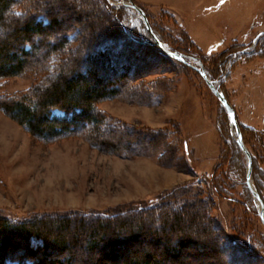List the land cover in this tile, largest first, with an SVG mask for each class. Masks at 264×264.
I'll return each instance as SVG.
<instances>
[{
    "label": "rangeland",
    "instance_id": "rangeland-1",
    "mask_svg": "<svg viewBox=\"0 0 264 264\" xmlns=\"http://www.w3.org/2000/svg\"><path fill=\"white\" fill-rule=\"evenodd\" d=\"M130 1L144 12L152 32L158 40L156 33L162 37L161 43L169 50L199 60L207 77L233 108L252 161L250 184L264 209V0ZM38 2L51 5V17L64 19L62 27L84 28L94 39L121 35L148 42L145 46L132 44L122 57L136 71L134 85L141 84L140 91L148 97L131 100L121 93L128 84L117 81V73L114 75L106 67L105 59L102 66L98 62L89 65L91 74L120 91L117 99L96 104L97 110L137 132L123 137L106 135L105 141L117 144L114 153L94 149L84 135L41 141L0 109V218L19 222L54 214H112L158 205L176 199L182 192L189 197L200 192L210 204L209 227L205 216L201 219L200 210L193 207L199 214L194 222L190 218L193 210H173L181 224L172 234L162 233L167 229L162 224L166 216L163 212H159L162 220L142 217L129 222L122 233L139 231L153 241L150 249L157 264H227L223 253L215 245L210 246L211 239L248 247L262 256L252 262L264 264V224L258 216V202L245 183L246 156L236 143L235 126L200 75L177 60L157 54L140 16L128 7L129 0ZM110 10L119 16L123 31L117 22L114 26L108 24ZM7 31L14 33L12 29ZM187 62L199 65L193 59ZM40 78L28 71L0 80V100L27 92L36 87ZM54 114L61 115L58 111ZM155 132L163 134L161 144L154 141L158 139L152 136ZM146 139L151 140L138 147L153 149L145 154L127 156L120 152L126 141L140 143ZM168 218L167 222L172 223ZM51 229L53 238H62L68 244L66 250L49 248L50 261L71 258V264H87L99 256L100 263L109 264L108 243L101 247L99 241L98 250L86 253L91 229L80 232L75 220L56 232L51 223ZM207 230L209 234L202 233ZM181 239L189 244L177 259L162 255L164 246L176 250ZM143 241L132 246L146 251L148 244ZM14 242L9 255H23L25 241L16 237ZM42 257L43 250L37 251L34 259Z\"/></svg>",
    "mask_w": 264,
    "mask_h": 264
},
{
    "label": "trees",
    "instance_id": "trees-1",
    "mask_svg": "<svg viewBox=\"0 0 264 264\" xmlns=\"http://www.w3.org/2000/svg\"><path fill=\"white\" fill-rule=\"evenodd\" d=\"M45 5V3H39L38 0H0V80L28 71L34 73L35 76H41L36 87L27 92L6 99L2 97L0 109L41 141L84 135L94 149L114 153L118 149L117 144L105 141L106 135L117 134L119 137H123L126 134L137 132L97 110L96 104L117 99L120 91L112 85L109 88V83L105 84L96 78L95 74H91L89 65L98 62L102 66L101 63L105 59L108 61L106 67L114 75L117 73V81L125 80L128 84L121 93L127 94L131 100H144V96H148L140 91L141 84L134 85L136 71H132L131 65L123 62L122 57H125L126 49L132 44L145 46L148 42H139L130 36L126 38L121 35L96 37L97 39H94L93 35L89 37V33L84 32V28H71V25L67 27L65 25L66 28L62 27L64 19L58 20L51 17L53 8L51 5ZM112 13L113 11L110 10L108 24L114 26V23L117 22L123 31L119 16L117 17V14ZM18 21L21 23L20 27ZM9 29H12L14 33L5 32ZM103 30L108 31V29ZM110 30L112 29L109 28ZM114 31L119 32V30ZM102 35L105 34L102 33ZM144 35L146 38L148 37L145 30ZM156 35L159 41L164 43L162 37L158 33ZM98 40L101 41L97 42ZM14 43L16 45L12 48H15V52L11 48ZM109 44L110 48L108 47ZM156 48L157 54L174 61V59L165 56L158 47ZM114 49L119 50L115 51ZM180 52L184 53V51ZM49 66L51 67V74L49 73ZM80 70L82 74L78 75ZM91 81L94 82L93 85H91ZM152 96L154 95H150V97ZM7 102L10 104L7 105ZM54 111L60 112L61 115L56 116ZM144 133L148 135L147 132L144 131ZM155 133L152 136L158 137V139L154 141L161 144L162 138L160 136L163 134L161 132ZM150 140H140V143L125 140L127 143L120 152L127 156L133 153L143 155L146 150L153 148L150 146L151 148L145 149L138 146ZM184 193L182 192L176 199L171 198L158 205L132 209L127 212L93 213L94 215L86 217L76 213L54 214L37 216L19 222L18 220L0 218V264H71V258L66 261H50L47 250L51 247H57L59 250L65 247L66 250L68 244L62 238L59 240L53 238L52 233L54 232L51 231V223L55 224L54 231L56 232L66 229L70 221L74 220L77 221V229L80 232L91 229L85 245L86 253L91 254V252L98 250L99 241L102 243L106 240L105 243H100V246L106 247L108 243L107 247H110L109 256H107L109 264H119L118 262L123 260H127V264H157V260L150 249L151 247L153 249V241L144 238L145 235L139 231L129 234L122 232H124L125 226L129 225V222L139 220L142 217L156 218V221L162 220L163 218H159L161 217L159 212H163L166 216L162 224L167 229L163 230L162 233L165 235L172 234L173 230L177 229L176 226L181 224V218L177 214L173 215V210L180 212L189 208V211H192L193 207L200 210L201 219L205 216V224L209 227L211 221L209 202L203 200L200 192L191 197L187 196V192ZM195 210L190 212L192 222L198 220L199 217ZM168 217L172 218V223L167 222ZM202 233L209 234V231ZM153 234L155 235L156 232ZM16 237L25 241V249L23 255L12 257L9 255V248L15 243ZM140 241L148 244V250L140 251L132 246ZM154 241L158 242L157 238ZM210 241L211 247L215 245L217 251L223 253L227 264H243L241 261H245V264H254L252 261H256L257 258L262 259V256L256 255L252 249L240 247L235 242H227V240L224 242L221 239L218 242L212 239ZM188 244L181 239L174 248L176 250H172L169 245H166L163 247L162 255L169 254L172 259H177L180 252L188 248ZM41 250H43V257L35 260L36 252ZM170 251H173L172 255H170ZM100 261L98 256L86 263L99 264Z\"/></svg>",
    "mask_w": 264,
    "mask_h": 264
},
{
    "label": "water",
    "instance_id": "water-1",
    "mask_svg": "<svg viewBox=\"0 0 264 264\" xmlns=\"http://www.w3.org/2000/svg\"><path fill=\"white\" fill-rule=\"evenodd\" d=\"M129 7L140 16V19H141L146 31L152 37L154 45L156 47H158L161 50V52H163V54H165L167 57H170L174 60H177V61L187 65L189 68H191L196 73H198L200 75V77L203 79V81L205 82V84L207 85V87L209 88L210 92L216 97V99L219 101V103L225 109L231 123L235 126V129H236V136H237L236 137V143H237L238 147L243 151V153L245 154L246 159H247V168H246V174H245L246 186L249 189V191L251 192L253 198H255V200H257V202H258V209H257L258 210V216H259L261 222L264 224L263 205L261 203L259 195L257 194V192L255 190H253V188L250 184V175H251V168H252L251 157H250V154L247 151V149L243 143L242 136H241L240 131L237 127V124L235 121V113H234L233 108L230 106L229 102L227 101L225 96L222 94V92L217 87H215L214 83L207 77L203 66L200 64V62L197 58H190V57H187L183 54H179V53H176L174 51L169 50L163 43H161L156 38V36L152 32L151 27L149 25V22L145 16L144 12L137 5L132 3L130 0H129ZM191 59H193L199 63L198 67L193 66L187 62V60H191Z\"/></svg>",
    "mask_w": 264,
    "mask_h": 264
},
{
    "label": "bare ground",
    "instance_id": "bare-ground-1",
    "mask_svg": "<svg viewBox=\"0 0 264 264\" xmlns=\"http://www.w3.org/2000/svg\"><path fill=\"white\" fill-rule=\"evenodd\" d=\"M144 171V170H143ZM145 173V172H144Z\"/></svg>",
    "mask_w": 264,
    "mask_h": 264
}]
</instances>
